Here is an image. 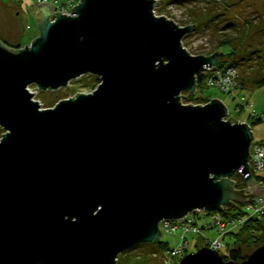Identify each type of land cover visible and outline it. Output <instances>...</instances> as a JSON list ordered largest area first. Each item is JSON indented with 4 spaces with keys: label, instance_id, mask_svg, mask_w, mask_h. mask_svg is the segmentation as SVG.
<instances>
[{
    "label": "water",
    "instance_id": "95a60500",
    "mask_svg": "<svg viewBox=\"0 0 264 264\" xmlns=\"http://www.w3.org/2000/svg\"><path fill=\"white\" fill-rule=\"evenodd\" d=\"M156 2H40L29 45L0 40V264H116L160 242L162 220L264 198L251 125L218 98L181 101L201 97L196 75L224 52L191 54L195 24L155 15ZM83 74L96 88L52 107L28 89L69 91Z\"/></svg>",
    "mask_w": 264,
    "mask_h": 264
},
{
    "label": "rangeland",
    "instance_id": "374dc122",
    "mask_svg": "<svg viewBox=\"0 0 264 264\" xmlns=\"http://www.w3.org/2000/svg\"><path fill=\"white\" fill-rule=\"evenodd\" d=\"M77 1L49 0V3L56 6L66 2L70 5L69 11ZM37 4V0H0V40L14 49L29 45L38 35V26L33 15ZM153 12L157 16L172 19L180 26L195 24L182 38V45L191 54L208 55L219 50L229 54L231 51V55L226 58L235 62L240 76L246 79L247 83L250 78L264 75V0H157ZM223 40H227L229 45L220 47L219 44ZM94 76L83 74L69 81V91L65 87L40 90L36 84L29 85L28 89L34 93L33 100L39 101L41 108H47L61 99L75 96L76 93L92 92L98 85ZM247 83L242 94L245 95L248 106L238 107L232 96L216 86H204L201 97L192 101L185 98L187 91H182L181 101L185 104H204L209 98H218L227 106L226 119L229 116L241 122L249 123L251 118L248 117L252 112L258 116L263 115V123L252 128L254 138L258 139L260 134H264V86L249 87ZM3 132L4 129L0 127V137ZM206 233L209 238L216 235L212 229L206 230ZM174 234L180 235L181 231L178 230ZM185 237L190 240V246L188 244V250H185L184 254L197 252L196 244L204 243L199 235L188 233ZM262 239L256 244L249 243L242 247L249 260L260 264H264V236ZM233 240L231 235H227L222 239V243L231 245ZM161 241L166 242L168 247L177 244L176 236L168 233L162 234ZM117 259L116 264L169 262L161 248L147 243L120 253Z\"/></svg>",
    "mask_w": 264,
    "mask_h": 264
},
{
    "label": "built area",
    "instance_id": "2783aa9c",
    "mask_svg": "<svg viewBox=\"0 0 264 264\" xmlns=\"http://www.w3.org/2000/svg\"><path fill=\"white\" fill-rule=\"evenodd\" d=\"M37 2H49V0H37ZM52 6L58 12H69L68 8L70 5L66 2ZM198 75L200 76L199 80H201L204 86L219 87L221 90L228 93L236 100V105L238 107L249 105L245 95L242 94L243 88L240 81L239 70L236 66L231 65L228 61L220 58L216 64L206 66V68L204 67L198 73ZM197 77L198 76L196 75V80ZM249 168L253 176L255 174L264 177V139L254 138L252 140L250 145ZM237 173L244 178V176L240 173V170ZM257 183L264 186L263 181H257ZM222 210L227 209L223 207ZM222 210L206 211L203 209H195L181 219L174 221L162 220L159 224L162 234L168 233L170 235L176 236L177 238V244L175 246L168 247L164 250V254L169 261L167 264H182L183 258L185 256L186 258L190 259V262L195 260V258L199 259L201 254L198 252L184 254V251L188 250V244L190 243V240L185 237V235L188 233L195 236L199 235L200 237L204 238L206 236L205 231L212 228L216 231V237H214L212 240H208L207 243L205 241L207 238L205 237L203 242L208 244L210 248L220 249L222 246L221 239L223 236L228 232L238 228V226H240L242 223V217H261L264 214V198L253 197L245 202L244 210L246 211V215L239 218L232 217L230 215H223L221 212ZM178 230L181 231V234L175 235L174 233Z\"/></svg>",
    "mask_w": 264,
    "mask_h": 264
},
{
    "label": "trees",
    "instance_id": "16d2710c",
    "mask_svg": "<svg viewBox=\"0 0 264 264\" xmlns=\"http://www.w3.org/2000/svg\"><path fill=\"white\" fill-rule=\"evenodd\" d=\"M223 45H229L228 41L227 40L221 41L219 46L221 47ZM230 55H231V51L229 54H224L223 59L225 61H228L231 65L236 66L235 62L226 58V56H230ZM240 75H241V73H240ZM197 76L198 77L196 80V87H197L199 93L201 94L202 93L201 90L204 87V84L201 82V80H199L200 76L198 74H197ZM94 78L99 83V81H100L99 78L97 76H94ZM240 81H241L242 88H246L244 86L246 85L247 80L240 76ZM247 84L249 85V87H262V86H264V75H259V76H256L254 78H250L248 80ZM250 118H251V121H250L251 123L249 121L248 122L252 126V128L254 125H258L260 123H263V115L258 116L256 113H252V114L250 113L248 119H250ZM254 178L259 182L260 181L264 182L263 176L254 174ZM233 179L235 181L234 184H235L236 188H244L247 186L246 181L244 180V178L240 174L236 173L233 176ZM244 203H239L237 205H233L231 207V209L222 210L221 212L223 215H226V216L230 215V216L236 217V218H239L241 216H245L246 211L244 210ZM212 230H214V229H212ZM214 232L216 234L215 230H214ZM257 232H259V234H257ZM227 235H229V236L231 235L234 239L233 243L231 245H229V244L224 245L222 243V239ZM263 236H264V214L261 217H256V216L242 217V223L240 224V226H238V228L228 232L226 235L223 236V238L221 239V245L222 246L220 249L210 248L209 245L206 244L208 242V240L213 239V238H209L207 236V233H206V236H205L207 238V239H205L206 243L196 244V247L198 248L197 252L201 254L199 259L195 258V260H192L190 262L189 261L190 259L186 258V256H185L183 258L182 264H260L258 262H253L252 260H249L248 255L243 253L242 247L249 245V243H255L256 244L259 241H262ZM215 237H216V235H215ZM204 238L201 237V239L203 241H204ZM253 238H255V239H253ZM154 246L161 248V250H163V251L166 248H168V244L166 242L161 241V240L158 243H154Z\"/></svg>",
    "mask_w": 264,
    "mask_h": 264
},
{
    "label": "crops",
    "instance_id": "0c3cea01",
    "mask_svg": "<svg viewBox=\"0 0 264 264\" xmlns=\"http://www.w3.org/2000/svg\"><path fill=\"white\" fill-rule=\"evenodd\" d=\"M244 121H246V120H244ZM260 125V124H259ZM258 139H264V134H260V136H259V138Z\"/></svg>",
    "mask_w": 264,
    "mask_h": 264
}]
</instances>
